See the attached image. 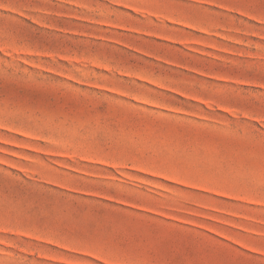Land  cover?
Listing matches in <instances>:
<instances>
[{"label":"rangeland","instance_id":"obj_1","mask_svg":"<svg viewBox=\"0 0 264 264\" xmlns=\"http://www.w3.org/2000/svg\"><path fill=\"white\" fill-rule=\"evenodd\" d=\"M0 264H264V0H0Z\"/></svg>","mask_w":264,"mask_h":264}]
</instances>
